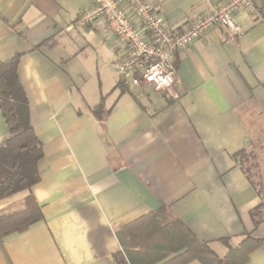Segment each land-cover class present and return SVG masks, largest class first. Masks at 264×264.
<instances>
[{
  "label": "crops",
  "instance_id": "1",
  "mask_svg": "<svg viewBox=\"0 0 264 264\" xmlns=\"http://www.w3.org/2000/svg\"><path fill=\"white\" fill-rule=\"evenodd\" d=\"M92 3L0 0V61L22 54L44 148L39 183L0 200V213L11 212L32 193L44 218L6 236L0 264H132L118 232L152 212L180 219L221 257L251 235L261 243L241 264H264V218L252 216L264 202V21L239 11V35L212 28L178 52L171 89L138 96L116 88V37L101 21L77 22ZM156 3L179 30L206 9L204 0ZM102 98L111 111L100 119L92 108ZM8 136L0 109V143ZM242 150L256 155L243 167Z\"/></svg>",
  "mask_w": 264,
  "mask_h": 264
},
{
  "label": "trees",
  "instance_id": "2",
  "mask_svg": "<svg viewBox=\"0 0 264 264\" xmlns=\"http://www.w3.org/2000/svg\"><path fill=\"white\" fill-rule=\"evenodd\" d=\"M258 15L264 21V0L256 3ZM21 53L0 61V109L9 129V136L0 143V200L23 190H31L40 181L38 163L44 156L43 144L30 122V104L19 77ZM116 88L125 92L124 81ZM111 108L106 109L104 98L92 108L103 119ZM243 167L246 161L255 160V154L242 150L235 155ZM251 168L245 169L248 173ZM23 207L0 213V246L12 233H22L44 218L43 211L30 193ZM264 202L252 211L255 224L264 218ZM125 252L132 264H185L198 259L203 264H241L249 260L252 250L261 241L247 235L238 246H230L221 257L210 243L198 237L183 221L175 219L166 223L159 212H152L118 232ZM228 243V238L221 239Z\"/></svg>",
  "mask_w": 264,
  "mask_h": 264
},
{
  "label": "built area",
  "instance_id": "3",
  "mask_svg": "<svg viewBox=\"0 0 264 264\" xmlns=\"http://www.w3.org/2000/svg\"><path fill=\"white\" fill-rule=\"evenodd\" d=\"M92 1L79 12L77 22L86 26L101 21L105 31L116 37L122 53L112 66L129 89H141L138 96L144 94L146 86L171 89L178 78V52L203 34L219 27L239 35L242 27L234 16L241 10L258 14L256 0H204L206 9L179 30L169 25L156 0Z\"/></svg>",
  "mask_w": 264,
  "mask_h": 264
},
{
  "label": "rangeland",
  "instance_id": "4",
  "mask_svg": "<svg viewBox=\"0 0 264 264\" xmlns=\"http://www.w3.org/2000/svg\"><path fill=\"white\" fill-rule=\"evenodd\" d=\"M262 141H264V139ZM261 155H262L261 157L264 158V151L261 153ZM263 158H260V161H259L261 168L264 166V163H261V161L263 160ZM256 171H257L256 169L251 170V175H252V177L254 178L255 181H257L258 178H260V175L258 176V175L255 174ZM263 175H264V173L262 172V178H263ZM262 190L264 192V187H262Z\"/></svg>",
  "mask_w": 264,
  "mask_h": 264
}]
</instances>
